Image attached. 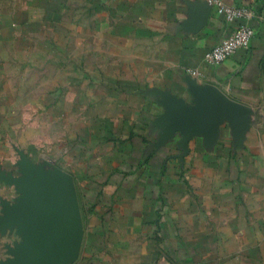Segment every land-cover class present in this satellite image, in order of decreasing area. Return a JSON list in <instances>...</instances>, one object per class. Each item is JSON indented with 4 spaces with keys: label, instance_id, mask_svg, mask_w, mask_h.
Wrapping results in <instances>:
<instances>
[{
    "label": "crops",
    "instance_id": "crops-1",
    "mask_svg": "<svg viewBox=\"0 0 264 264\" xmlns=\"http://www.w3.org/2000/svg\"><path fill=\"white\" fill-rule=\"evenodd\" d=\"M223 1L254 15L228 23L208 0H0V264L40 230L31 185L56 179L72 183L79 239L34 264H264V0ZM245 23L249 46L209 62ZM207 86L231 114L173 128Z\"/></svg>",
    "mask_w": 264,
    "mask_h": 264
},
{
    "label": "water",
    "instance_id": "water-1",
    "mask_svg": "<svg viewBox=\"0 0 264 264\" xmlns=\"http://www.w3.org/2000/svg\"><path fill=\"white\" fill-rule=\"evenodd\" d=\"M195 101L187 105L184 100L179 103V117L173 128L181 127L191 135L203 121L213 124L221 119L224 113L231 114L237 104L224 96L215 86L193 88ZM209 116H211L209 118ZM189 126V127H188ZM31 195L36 204L47 212L31 216L27 223L32 228H39L32 242L22 254L18 264H34L35 258L53 243H59V249L72 252L73 242L79 239L80 217L71 181L56 179L46 183L44 188L31 185Z\"/></svg>",
    "mask_w": 264,
    "mask_h": 264
},
{
    "label": "built area",
    "instance_id": "built-area-1",
    "mask_svg": "<svg viewBox=\"0 0 264 264\" xmlns=\"http://www.w3.org/2000/svg\"><path fill=\"white\" fill-rule=\"evenodd\" d=\"M216 12L222 15L226 22L232 23L240 19L250 18L254 15L251 8L226 4L223 0H208ZM254 35V30L249 25L238 24L232 33L214 47L205 55L206 59L214 64L222 63L236 50L249 46L250 40Z\"/></svg>",
    "mask_w": 264,
    "mask_h": 264
},
{
    "label": "rangeland",
    "instance_id": "rangeland-1",
    "mask_svg": "<svg viewBox=\"0 0 264 264\" xmlns=\"http://www.w3.org/2000/svg\"><path fill=\"white\" fill-rule=\"evenodd\" d=\"M52 166V164H50V165H47V167H51ZM47 176H52L53 175V173H50V174H46ZM48 182H53V180L52 181H47L46 183H48ZM46 183H45V185H46Z\"/></svg>",
    "mask_w": 264,
    "mask_h": 264
}]
</instances>
